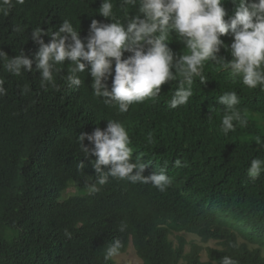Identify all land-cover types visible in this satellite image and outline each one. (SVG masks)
<instances>
[{
    "label": "trees",
    "instance_id": "1",
    "mask_svg": "<svg viewBox=\"0 0 264 264\" xmlns=\"http://www.w3.org/2000/svg\"><path fill=\"white\" fill-rule=\"evenodd\" d=\"M11 3L8 15L0 13V49L10 58L23 49L34 60L40 47L31 40L34 28L56 31L68 19L84 40L93 19L113 22L99 14L102 0ZM113 4L121 22L125 9L129 16L136 14L131 5L122 8L121 0ZM223 6L233 14L232 0H223ZM14 25L22 31L15 32ZM220 38L228 47L219 55L230 61L233 37ZM169 47L177 55L185 50L176 39ZM70 63L66 60L55 74L56 87L47 89L40 86L35 60L33 72L21 76L0 64L6 90L0 96V264H116L104 253L117 238L123 245L120 254L132 244L144 264H219L224 255L238 264H264V172L255 180L247 175L252 159H264V146L255 143L257 135L264 140V91L248 89L239 78L234 82L228 71L206 61L208 83L194 78L188 104L169 107L176 88L169 81L155 102L146 99L120 113L93 95V78L86 71L80 74L82 84L69 88L64 77ZM105 83L110 90L111 78ZM25 85L30 91L22 94ZM224 91L237 92V107L248 119L247 127L237 126L227 135L221 131L224 106L217 101ZM108 120L126 127L132 162L141 157L145 176L167 162L172 184L166 191L109 177L98 192H88L85 176L94 182L91 163L97 158H85L78 136L92 135L96 127L106 130ZM83 143L94 147L87 139ZM178 158L179 168L174 164ZM80 161L86 164L84 175L77 171ZM70 188L74 192L66 193ZM122 222L124 232L119 231ZM181 234L204 244L215 241L218 247L193 244L187 252Z\"/></svg>",
    "mask_w": 264,
    "mask_h": 264
},
{
    "label": "clouds",
    "instance_id": "2",
    "mask_svg": "<svg viewBox=\"0 0 264 264\" xmlns=\"http://www.w3.org/2000/svg\"><path fill=\"white\" fill-rule=\"evenodd\" d=\"M16 3L23 4L24 0H16ZM232 3L235 9L229 15L223 0H121L122 8L131 5L136 9L134 16H129L125 9V20L121 22L114 13L113 0H102L99 14L113 22L102 23L93 19L84 40L68 19H63L56 31L34 28L31 40L40 46L34 54L40 86L55 88V74L62 72L67 60L71 61L68 75L64 77L67 86L79 87L82 84L80 74L86 71L93 78V95L103 98L106 106L115 107L120 113L128 112L131 105L143 103L146 99L155 102L161 94V86L169 81L176 82L169 102V107L175 109L188 104L193 96L194 78L199 77L200 84L208 83L203 72L205 62L212 61L228 71L234 82L239 78L248 89L259 87L264 91V0H232ZM11 7V0H0V13L3 15H8ZM13 30L22 31L19 25H14ZM228 34L233 37L230 61L219 55L222 47H228L220 37ZM44 36L51 38L49 43L42 39ZM173 39L185 45L182 54H175L169 47ZM125 53L130 55L125 57ZM34 60L23 49L15 58H10L0 49V64L14 76L33 72ZM109 78L112 80L110 90L105 83ZM3 84L0 79V96L6 94ZM28 91L30 89L25 85L22 94ZM217 101L224 106L221 131L225 135L234 132L237 126L247 127V115L237 107L240 97L236 91H224ZM208 119L211 120L212 116ZM85 139L94 147H85ZM147 141L149 144L154 142L151 133ZM78 142L85 158H97L91 163L95 172L94 182L90 176H85V187L89 193L98 192V185H105L109 177L132 184H151L160 192L172 184L167 175V162L148 176L144 175L147 165L140 156L135 163L132 162L131 139L119 121L108 120L106 130L96 127L92 135H79ZM255 143L258 148L264 146L259 135L255 137ZM174 164L178 168L182 166L179 158ZM85 168L84 162L77 164V171L83 175ZM262 172L264 159H252L248 177L258 179ZM126 227L122 222L119 231L124 232ZM65 235L70 236V233L66 230ZM232 246L235 247L234 244ZM122 247L119 238L109 243L104 253L105 260L120 255ZM219 264L238 262L224 255Z\"/></svg>",
    "mask_w": 264,
    "mask_h": 264
},
{
    "label": "rangeland",
    "instance_id": "3",
    "mask_svg": "<svg viewBox=\"0 0 264 264\" xmlns=\"http://www.w3.org/2000/svg\"><path fill=\"white\" fill-rule=\"evenodd\" d=\"M70 190L72 191V193L74 192V189L70 188L66 191V193L69 192ZM181 235L185 237L188 243V246L186 248L187 252H189L192 249L193 244H198L204 247L205 249H207V247H218V243H216L215 241H212L208 244H204L200 239H198L195 236L187 235V234H181ZM204 260H208V257L205 254V252H204ZM115 261H116V264H144L142 259L138 256L132 244L126 253L116 256Z\"/></svg>",
    "mask_w": 264,
    "mask_h": 264
}]
</instances>
